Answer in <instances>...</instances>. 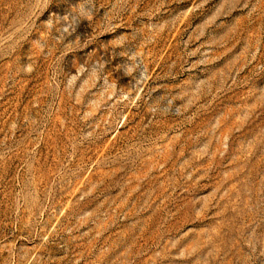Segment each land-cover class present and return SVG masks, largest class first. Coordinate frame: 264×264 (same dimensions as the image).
Returning a JSON list of instances; mask_svg holds the SVG:
<instances>
[{
	"label": "rangeland",
	"instance_id": "rangeland-1",
	"mask_svg": "<svg viewBox=\"0 0 264 264\" xmlns=\"http://www.w3.org/2000/svg\"><path fill=\"white\" fill-rule=\"evenodd\" d=\"M0 264H264V0H0Z\"/></svg>",
	"mask_w": 264,
	"mask_h": 264
}]
</instances>
